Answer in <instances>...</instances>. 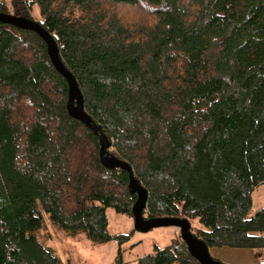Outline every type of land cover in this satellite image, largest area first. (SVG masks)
Here are the masks:
<instances>
[{
	"label": "trees",
	"instance_id": "trees-1",
	"mask_svg": "<svg viewBox=\"0 0 264 264\" xmlns=\"http://www.w3.org/2000/svg\"><path fill=\"white\" fill-rule=\"evenodd\" d=\"M34 5L109 152L148 191L144 216L197 220L209 249L264 250V207L251 216L264 184V0H12V13L33 19ZM68 100L45 41L0 23V264H63L38 236L44 214L70 238L130 239L107 218H133L129 172L102 163ZM137 264L200 263L180 239Z\"/></svg>",
	"mask_w": 264,
	"mask_h": 264
},
{
	"label": "rangeland",
	"instance_id": "rangeland-1",
	"mask_svg": "<svg viewBox=\"0 0 264 264\" xmlns=\"http://www.w3.org/2000/svg\"><path fill=\"white\" fill-rule=\"evenodd\" d=\"M8 12L13 14L11 4L8 5ZM31 14L34 20L42 22L40 9L37 5L33 6ZM263 207L264 184L252 193L251 216H254ZM44 218L45 228L38 233V236L55 249L63 264H118L119 250L122 264H137L141 257L153 254L155 246L164 248L170 246L175 240L181 239L179 229L175 227H160L148 232L136 231L133 218L117 214L113 209L107 210L108 232L112 235L131 234L129 241L122 246H119L115 241L93 244L84 235L77 238L67 237L64 233L56 231L45 214ZM190 222L192 232H196L200 228L198 221L190 220ZM238 252H234L231 257L235 258ZM255 252L259 263L264 262V250Z\"/></svg>",
	"mask_w": 264,
	"mask_h": 264
},
{
	"label": "water",
	"instance_id": "water-1",
	"mask_svg": "<svg viewBox=\"0 0 264 264\" xmlns=\"http://www.w3.org/2000/svg\"><path fill=\"white\" fill-rule=\"evenodd\" d=\"M0 23L14 26L25 31H32L38 34L47 45V52L55 69L67 80L69 86V100L67 104L68 113L73 118L82 122L91 129L100 140V158L107 168H123L129 172V189L132 194L137 195V200L132 207V217L134 228L139 232H148L160 227H175L179 229L182 241L185 242L190 255L200 264H225L215 259L210 254L209 247L205 242L192 232L191 222L187 218L181 217H145L144 211L148 201V191L142 186L134 175L131 166L115 156L111 155L110 141L104 135L100 125L96 124L85 110L84 97L79 88L75 76L64 65L58 46L53 37L47 32L40 22L34 19L16 16L9 13L0 12Z\"/></svg>",
	"mask_w": 264,
	"mask_h": 264
},
{
	"label": "crops",
	"instance_id": "crops-1",
	"mask_svg": "<svg viewBox=\"0 0 264 264\" xmlns=\"http://www.w3.org/2000/svg\"><path fill=\"white\" fill-rule=\"evenodd\" d=\"M0 1H5L7 5H10L12 0H0ZM45 242L47 241L45 240ZM236 251L239 252L235 255V258L231 257L233 253ZM210 254L212 257L217 258L219 261L225 264H259L257 253L254 250L235 249L228 247L210 248Z\"/></svg>",
	"mask_w": 264,
	"mask_h": 264
},
{
	"label": "built area",
	"instance_id": "built-area-1",
	"mask_svg": "<svg viewBox=\"0 0 264 264\" xmlns=\"http://www.w3.org/2000/svg\"><path fill=\"white\" fill-rule=\"evenodd\" d=\"M259 264H264V262H263V261H261Z\"/></svg>",
	"mask_w": 264,
	"mask_h": 264
}]
</instances>
